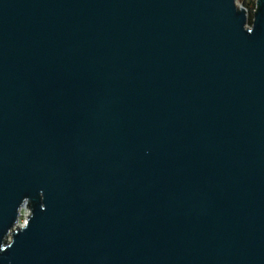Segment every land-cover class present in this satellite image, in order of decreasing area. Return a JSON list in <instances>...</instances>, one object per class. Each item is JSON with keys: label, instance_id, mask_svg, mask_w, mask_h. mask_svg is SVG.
I'll return each instance as SVG.
<instances>
[{"label": "water", "instance_id": "water-1", "mask_svg": "<svg viewBox=\"0 0 264 264\" xmlns=\"http://www.w3.org/2000/svg\"><path fill=\"white\" fill-rule=\"evenodd\" d=\"M256 3L0 0V264H264Z\"/></svg>", "mask_w": 264, "mask_h": 264}, {"label": "built area", "instance_id": "built-area-1", "mask_svg": "<svg viewBox=\"0 0 264 264\" xmlns=\"http://www.w3.org/2000/svg\"><path fill=\"white\" fill-rule=\"evenodd\" d=\"M256 1L257 0H242V3H239V0H237V5L244 6L248 11L247 25L250 27L252 26L253 19H254V14H255L254 9L257 8ZM23 207H27V205H24ZM23 207L21 208V211H20V216H19V220H18L19 224H23L26 221V218L30 213V209H29L25 215L26 218H25L24 222L20 223Z\"/></svg>", "mask_w": 264, "mask_h": 264}, {"label": "rangeland", "instance_id": "rangeland-1", "mask_svg": "<svg viewBox=\"0 0 264 264\" xmlns=\"http://www.w3.org/2000/svg\"><path fill=\"white\" fill-rule=\"evenodd\" d=\"M239 3H242V0H239ZM30 209L29 205H27V207H23L22 209V215H21V219H20V223L24 222L25 220V215L27 213V211Z\"/></svg>", "mask_w": 264, "mask_h": 264}]
</instances>
